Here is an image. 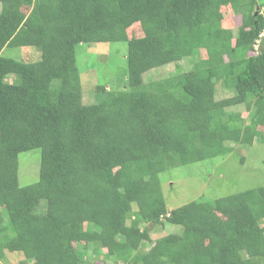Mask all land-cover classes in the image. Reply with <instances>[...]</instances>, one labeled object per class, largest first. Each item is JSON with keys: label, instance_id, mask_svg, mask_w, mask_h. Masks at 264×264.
Returning <instances> with one entry per match:
<instances>
[{"label": "trees", "instance_id": "16d2710c", "mask_svg": "<svg viewBox=\"0 0 264 264\" xmlns=\"http://www.w3.org/2000/svg\"><path fill=\"white\" fill-rule=\"evenodd\" d=\"M223 6L241 17L237 33ZM263 7L0 0V261L20 252L33 264H94L84 243L123 264H264V185L168 210L160 177L227 156L230 142H264ZM117 41L128 45L127 68L83 103L78 47ZM172 62L175 74L145 83ZM220 86L234 94L217 99ZM236 105L250 118L227 110ZM34 149L39 179L21 186L19 155ZM163 218L181 227L153 239L149 224Z\"/></svg>", "mask_w": 264, "mask_h": 264}, {"label": "rangeland", "instance_id": "374dc122", "mask_svg": "<svg viewBox=\"0 0 264 264\" xmlns=\"http://www.w3.org/2000/svg\"><path fill=\"white\" fill-rule=\"evenodd\" d=\"M259 10V7H256ZM27 11V8H23ZM221 11L224 15L223 25L232 28L235 33L241 25V17L235 15L230 6H223ZM264 11V7L262 8ZM259 46H257L258 50ZM83 50V53H82ZM128 45L125 41L100 42L92 44H82L77 51V64L81 73L83 88L82 101L85 104L96 103L94 96L96 85L101 81H119L118 78L109 76L113 70L127 68ZM22 58H36V49H16ZM90 63V65L87 64ZM187 60L183 62L186 66ZM177 71L176 63H169L158 69L150 70L145 73L144 81L149 83L159 80L166 76L175 74ZM234 94L231 88L225 89L219 87L216 91L217 99L229 97ZM229 112H241L248 119L252 115L248 114L244 105H236L227 108ZM263 129V127H261ZM233 151L227 156H217L202 161L179 165L160 174L163 193L166 198L168 210H172L192 200L201 198L214 199L226 196L246 189L264 185V142L255 139L254 144H239L230 142ZM19 184L25 186L39 179L41 152L40 149L21 152L19 155ZM133 210H137L134 205ZM0 211L5 215L3 210ZM264 225V220L261 222ZM145 224H142L144 227ZM179 225L171 224L165 218L158 224H149V231L153 239L163 235L179 231ZM79 244L78 248H86L87 256L94 264H123L113 258L105 255L106 250L101 249L97 252V246ZM146 243L142 250L149 249ZM103 251V252H102ZM6 257L0 261V264H33V261L25 259L24 255L19 253L7 252Z\"/></svg>", "mask_w": 264, "mask_h": 264}, {"label": "water", "instance_id": "95a60500", "mask_svg": "<svg viewBox=\"0 0 264 264\" xmlns=\"http://www.w3.org/2000/svg\"><path fill=\"white\" fill-rule=\"evenodd\" d=\"M258 7V6H257Z\"/></svg>", "mask_w": 264, "mask_h": 264}]
</instances>
